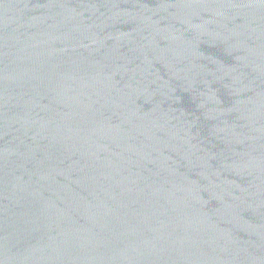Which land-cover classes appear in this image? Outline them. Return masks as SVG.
I'll return each mask as SVG.
<instances>
[{
	"label": "water",
	"instance_id": "1",
	"mask_svg": "<svg viewBox=\"0 0 264 264\" xmlns=\"http://www.w3.org/2000/svg\"><path fill=\"white\" fill-rule=\"evenodd\" d=\"M0 264H264V0H0Z\"/></svg>",
	"mask_w": 264,
	"mask_h": 264
}]
</instances>
